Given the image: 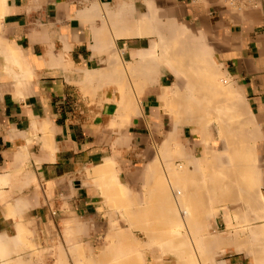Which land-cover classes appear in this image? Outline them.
Returning <instances> with one entry per match:
<instances>
[{"label": "crops", "instance_id": "1", "mask_svg": "<svg viewBox=\"0 0 264 264\" xmlns=\"http://www.w3.org/2000/svg\"><path fill=\"white\" fill-rule=\"evenodd\" d=\"M159 35L183 39L187 50L213 60L206 69L211 107L224 100L220 71L240 92L251 126L243 127L242 148L256 149L257 163L231 166L234 175L221 180L236 179L231 198L251 199L243 216L263 220L242 234L219 218L206 238L222 236L229 244H210L214 264H264L253 253L260 241L254 244L250 234L264 231V0H0V264H79V246L88 262L103 252L98 240L110 230V213L91 177L94 168L112 162L119 180L137 192L171 125L163 98L176 84L186 87L179 66L158 68V84L136 96L140 114L122 124L114 117L118 104L138 80L112 77L110 65L118 55L134 62L119 71L140 73L142 85L155 65H145V57ZM210 110L206 118L216 119ZM256 127L257 138L249 139ZM248 176L258 185L252 191L242 187Z\"/></svg>", "mask_w": 264, "mask_h": 264}, {"label": "bare ground", "instance_id": "2", "mask_svg": "<svg viewBox=\"0 0 264 264\" xmlns=\"http://www.w3.org/2000/svg\"><path fill=\"white\" fill-rule=\"evenodd\" d=\"M149 28L151 29V27H149ZM159 36H160V39H159L158 44L155 47L153 53L151 55L145 57V63H144L145 65H147V66H149V65L152 66L153 64H155V65L152 67L153 70L145 71L143 73V77H141L142 85H141V83L138 84L140 82V73L135 72V71H128L127 73L119 71V69H121L122 65H125V64L127 65L128 69H131L132 68L131 66L134 64V62L133 63H124V62H122V57H120L119 55L113 59L114 61L110 65V70L112 71L111 72L112 77H114V75L117 74V75L125 78V76L128 75V77L130 79L132 78L133 80H138V83L135 81H132V84H133L132 87L133 88L136 85H138L136 88H134L135 91H133L134 93L132 92L133 95L131 94V92H127L128 94L125 92L127 95H125V94L122 95L121 101L118 104L119 109L116 111L117 113H116V116H114V117L115 118H121V117L131 118L133 115L140 114V112H141L140 105L141 104H140L139 100L136 98V96L139 93H141V91L143 90V87L145 85L155 84V83L158 84V77L161 74V72L157 71L158 68L167 67V65H175V66H179L181 69H183V71H180L179 73H177V75L179 77L181 75H183V77L186 79L185 81H187V83H185L186 87L183 89L179 86V84H176L175 86H173L172 88H170L168 90V94L163 98L164 100L162 102L163 108L165 109V111H168L171 114L172 120H171V125L169 128V132L167 134L166 141L159 148V153H160V159L159 160L162 163L168 164L171 162L172 158L175 155L179 156L180 162L178 164L174 165L172 168V175L174 178V184H172L171 182L168 181L167 187L164 184L156 185V176H157L156 174L159 171L160 163L157 161L155 163H153L152 164L153 165L152 171L146 173L144 203L140 204L141 208L139 210V213L135 212V211H138L136 209L134 212H132L130 214H132L133 216L136 214H139V217L137 218L138 220L136 219V221L141 226H144V227H141V229L144 228V229L149 230L148 231L149 233L147 235L149 237L148 239L161 240L163 242V244L165 241L166 246L163 245L164 246L163 248L170 246L169 247L170 250L172 248L171 251L174 250L173 252H176L175 253V255H177V259L175 261V262H177L176 264H188V258H191V263L194 264V257L192 259L193 254L192 255L189 254L190 257L186 256L188 253H185L186 255H184V252H186V250L189 249V247H190L189 244L179 240V241H177L178 242V245H177V242L172 237V234L174 231H172V230H169V232L166 231V230L170 229V226L172 227V224L171 225L169 224L170 222H173L174 224H176L175 221L178 219V218H176V215H179L180 217H182V214L184 213V212H182L183 210L177 211V209H176L177 213H175V210H174L175 205H177L175 208H178V207H181L182 204L183 205L185 204L187 206V208H189V210H190V216H191L190 217V221H191L190 224H192L193 230L190 227L191 225L189 226V228L193 232L196 233V237H197V239L195 238L197 243L195 241L196 245H194V246H196V249H195L196 253L195 254H197V253L202 254L207 249V247L209 249V247L211 246L210 244L216 243V244L222 245V244L228 243V242H224L225 239L222 236H215V238H209L211 240V242H209V240L206 241V238L204 240V238L201 237L202 236L201 233L207 231L206 230V226H207L206 223L208 221V215H211V214L203 215V213L206 211H202L203 210L202 204L205 203L204 200L207 198V195H206L207 193H212V194L216 195L217 192L218 193L222 192L223 195H221L219 193V195H221V196H219V195H217V196H219L220 198L213 195L212 196V198H214L213 201H216L215 199L217 198V200H226L225 202H232V204H233L234 199L231 198V194H230L231 193L230 191H233V190L231 189L230 184L232 186V184L234 183V181H236V179H234V180L231 179L233 183L229 184V182H227V181H229V178L233 174L232 170H231L233 167L231 169H229V167H231V166L236 167V165L238 166L242 162H247L248 160H252L256 156V149H254V150L251 149V150L247 151L246 150L247 148L246 149H244L245 147L242 148V145L246 144L248 141V138L242 134L243 133V127H244L243 125L248 118L247 117L248 113H246L245 109H243L242 106L240 105V99L239 98H235L233 95H230L228 99L223 100V103L221 105H218L217 107H211V100L209 98H207L206 91H205L206 88L204 86H202V84L204 83V80L202 77L203 76H209L210 71H208V70L212 69V67L214 66L213 60L211 58L205 56L204 52H202L198 49L187 50L185 48V41L183 39L168 40L166 37H164V35H159ZM111 46L114 47V41L111 42ZM156 50H158V51H156ZM206 69H208V70H206ZM115 78L118 79L119 77H115ZM126 78H127V76H126ZM116 80H114V78L112 79V81H116ZM123 81L125 83H127L124 79H123ZM124 82H122V84ZM133 82H135L136 84H134ZM126 85L128 86V84H126ZM139 85H141V86H139ZM120 88H121V86H120ZM133 88H132V90H133ZM122 89L125 90L124 87ZM125 91H127V88ZM182 91H186V97H184L183 100L175 99L177 95L182 93ZM119 92H120V94L124 93L123 91L121 93V89H119ZM208 109L209 110L211 109L212 111L216 110L214 112L213 117L217 119L216 123L215 122L214 123L217 125L219 133L221 135V141H222L221 151L224 152L223 154H220V152H217V146L215 143H213V145H210L208 143V141H206L209 139V137H208L209 127H208L207 119H210V118H206V115H202V113H203V111H209ZM236 113H237V115H236ZM238 116L242 117V118L238 119L237 118ZM185 127L190 128L191 131H192V129H194V131L191 132L192 136L194 138V141H199L200 144L201 143L203 144V146H204L203 150L204 151H203V155L201 158H198V157H196V155H194V151L192 150L190 143L183 144L179 141V135L183 132ZM257 130H258L257 127H256V129L252 130V132H251L252 135L249 137V139H256L257 138V133H258ZM202 139H205V141L202 142ZM208 155H210V156H208ZM205 161L207 162V166H206L207 168H208V164L210 163V161L215 162L214 164L217 167V170H218L217 172L220 174V172H219V170H220L223 173L224 177L225 176L228 177V178L225 177L226 178L225 180H227V179L228 180L226 182L222 181L221 178L223 175L222 176L220 175L221 178H219L220 176L218 177L217 174H215V173L210 174V172L206 173V174H208V173L210 174L207 176L205 174L206 171H204V169H203L204 167L199 168V169H203V171L190 169L191 165H197L198 164V166L199 165L202 166L201 163L204 164ZM216 163H221V165L223 163L222 166H223V168H226V169H223V168L219 169L221 167L219 166V168H218ZM209 167H210V165H209ZM210 168H208V169H210ZM113 169H114L113 163L109 162V161H105L103 163V165H100L99 167L94 168V170L91 174V177H94L95 180H99V182L102 181L104 183V185H106V187L104 186L105 188H102V191L104 189H108V191H111V192L117 191V190H120L122 192L126 191V189H128L127 185L122 183L119 180L118 175L115 174L116 172L114 173L115 169L114 170ZM210 170H208V171H210ZM197 173L200 174L199 177L196 176ZM108 176L109 177L111 176L113 181L110 179L111 181H108V183H107L105 180ZM206 179H207V181H206ZM209 180H211L209 186H208V184L206 186L205 185L206 183L204 184L205 186L202 184L205 181L208 182ZM100 184L102 185V183H100ZM168 189L171 190V192H172V196H173L172 198H174V200H175L174 204L169 203V201H173V200H169L171 197L168 194ZM224 192L226 193V195ZM238 195H237V197H238ZM237 197H235V198H237ZM239 197L242 200V197L241 196H239ZM239 197H238V199H239ZM257 198H258V196H257ZM258 199L256 200L257 202L260 201ZM236 200H234V201H236ZM213 201H211V202L213 203ZM251 201H252L251 199L246 200V201H242L241 204L247 206V205L252 204ZM260 202H262V201H260ZM260 202L257 203L259 206H260ZM117 204L119 205V203H117ZM137 204H139V203H137ZM171 204H173L172 205V206H174L173 208H171L172 207ZM239 204H240V202L237 205H239ZM142 205H145V206L142 207ZM253 205H256V202ZM253 205H251V206L253 207ZM258 205H256L257 208H254L255 210L258 209V207H259ZM256 206H254V207H256ZM209 207H210V204H209ZM204 209H205V207H204ZM212 209H213V207L211 208V210ZM128 210H130V209H128ZM207 211H208V209H207ZM209 211H210V208H209ZM174 214H175V219H174V217H171V216H174ZM184 215H186V213ZM187 215H189V214H187ZM187 215L184 216L185 219H186V217H188ZM260 217L262 218V216H260ZM183 220L184 219H182V221ZM246 220L248 221L247 217H246ZM178 223H179V220H177V224ZM181 224H179V225L181 226ZM187 224H189V221ZM167 225H170L169 228H167ZM184 226H186V225H184ZM229 226H231V225H229ZM154 231H158V232L155 233ZM159 231H161V232H159ZM252 232H251V236H253V238L255 239V241L253 240L255 242L254 244H256V243L258 244L257 241H260L257 248L253 247V246H256L257 244L251 245V247L255 248L254 252L253 251L252 252L255 254H258L259 258H261V262H264V231L262 232V230H261L259 232L258 230L257 231L255 230V232H253V233ZM122 236H125L128 239H132V237H130L131 233L127 232V231L126 232L121 231V232H118L117 234L115 232H114V234L111 233L108 236L109 241H108V243H106L107 246L105 247L104 251L99 256L100 258H98V260L105 261L108 258V260L109 259H112V260L117 259L119 262H116V263H118V264H145L144 252L142 251L144 248L141 249L142 245L137 241V243H139V246H137V247L134 246V248L132 250L135 253V257L133 259L132 256H134V255H131L130 256L131 259H130V257H128V253H126L124 250V247L122 244V239H121ZM203 236H205V235H203ZM229 239H230V236H229ZM157 240L156 241L154 240V243L159 242ZM176 240H177V238H176ZM161 241H160V245L162 244ZM173 241H175L174 246H173ZM226 241H229V240H226ZM134 242H135V240H134ZM247 242H249V241L247 240ZM227 245H229V244H227ZM243 245H245V243ZM248 246H250V245H248ZM80 247L81 246H79L78 250H80ZM245 247H246V245H245ZM149 248H150V246H149ZM169 248H167L168 251H169ZM76 250H77V248H76ZM78 250H77L78 253L77 252L76 253L83 256L84 254H82ZM81 250H82V248H81ZM189 250H188V252L190 253ZM251 250H252V248H251ZM166 251H165V253H166ZM130 252H131V250H130ZM149 252H150V250H149ZM110 255L112 256V258ZM259 258H258V261L260 260ZM119 259H122L121 263H120ZM255 259H256V257H255ZM90 260H92V259H90ZM98 260H96V261H98ZM91 263H92V261H91ZM92 264H94V263H92ZM99 264H100V262H99Z\"/></svg>", "mask_w": 264, "mask_h": 264}, {"label": "rangeland", "instance_id": "3", "mask_svg": "<svg viewBox=\"0 0 264 264\" xmlns=\"http://www.w3.org/2000/svg\"><path fill=\"white\" fill-rule=\"evenodd\" d=\"M180 34H182V33H177V35H180ZM189 40H191L194 43L200 45L198 43V41L194 40L193 38H191ZM157 41L158 40L152 42V44L150 46V48L152 49V51L154 50V45H155V43ZM200 46H202V45H200ZM156 51H158V50H156ZM219 73L220 74L216 77V80L219 83L218 84V88L222 92V94H223L222 96L224 97V100L228 99L230 95H233L235 98H239L238 95L240 94V92L234 86V84L232 83V81L226 76V74L224 72L220 71ZM180 78L182 79V81H183V83L185 85V83H187V81H185L186 79L183 77V75H181ZM202 78L204 80V83L202 84V86H204L206 88L205 89L206 95H209L211 89L208 86L209 84L206 83V81L209 80V76H203ZM184 97H186V91H182V93L180 94V96H179L178 99L183 100ZM161 101H162V97H161ZM205 112L206 111H203L202 115H205ZM116 119L119 120L122 124L129 123L130 122V119H128L127 117H121V118H116ZM238 119H241V118H238ZM207 121H208V127L209 128H211V127L212 128L217 127V125L215 124L216 121H217V119H207ZM243 126H244V128H246L248 126H249L248 128H251V126L249 125V119L247 120V122ZM185 129H186V134L187 135H186V137H184L183 136V132H182L181 133L182 136H179V141L181 143H183V144H188L189 143V139L188 138H190L191 139V145L190 146H191V148H192L193 151L195 150L194 151V155H196V157H198V158H201L202 155H203V151H204L203 150V148H204L203 144L202 143L200 144L199 141H196L197 147L195 148L192 145L193 142H194V138L192 136H190V135H192L191 132L194 131V129H192V131L188 127H185ZM209 133L211 134V137H210V134ZM208 134H209L208 135L209 139L206 140V141H208V143L210 145H213V143H215L216 146H217V152H220V154H223L224 152L221 151V148H222L221 135H218L217 136V132L214 129H211V131L208 130ZM204 141H205V139H202V142H204ZM159 148H160V146H159ZM159 148H158V158L155 159V161H157V162L160 163L159 171L156 174L157 175L156 176V185L164 184L167 187L168 181L171 182L172 184H174V178H173V175H172V168H173L174 165L178 164L180 162V160H179V156L175 155L172 158L171 162L168 163V164L160 162V160H159L160 159ZM208 156H210V155H208ZM205 163L204 164L201 163L202 166L199 165L200 167L198 166V164L197 165H191L192 166L191 169L192 170H201V171H203V169H204V171H206L205 174L207 172H210V174L211 173L212 174L215 173V174H217L218 177L220 175L221 176L223 175V173L220 170H219L220 174L217 172L218 170H217V167L214 164L215 162L210 161V163L208 164V168L211 167L210 168L211 170L206 167L207 166V162L206 161H205ZM256 163H257V157L256 158H253V160H252V164H256ZM216 164L217 165H221V163H216ZM209 165H210V167H209ZM222 165H223V163H222ZM201 167L202 168L204 167V168L203 169H199ZM219 169H222V168H219ZM223 169H226V168H223ZM229 169H231V167H229ZM208 170H210V171H208ZM231 170L234 171L235 168H232ZM114 173L118 175V171L115 170ZM197 174H196V176L199 177L200 174L199 173H197ZM210 174L208 173L206 175L208 176ZM246 175H248V173ZM221 176L219 178H221ZM225 177H224V175L222 176V178L224 180L226 179ZM110 179L113 181V179L111 178V176L110 177L108 176L105 181L108 183V181H111ZM207 179H206V181H207ZM145 180H146V175H145V179H144V182H143L142 186L138 189L137 192H134L128 186H127L128 189H126V191H124V192H122L120 190L112 191L111 192V191H108V189H104L102 191V188H105L106 185H104V183L102 181H100V182H99V180L96 181L97 188L99 189V191H100V193H101V195L103 197V200L101 201V203L104 205L105 209L110 213V230L108 232H106V233H103V235H101V238L98 240V243L100 244V247L107 246L106 243H108V241H109L108 240V236L111 233L114 234V232H115L117 234L118 232H121V231H125V232L127 231V232H130L131 233V236L130 237H132L133 240L132 239H128L125 236H122L121 239H122V244H123L124 250H125L126 253H128V257H130L131 255H134V256H132V258L134 259L135 253L132 250H133L134 246L137 247V246H139V243H140L142 245L141 249L144 248L142 251L144 252L145 264H149L148 263V260L151 257L160 260L159 263L167 264L166 261H171L173 259L174 260L177 259V255H175L176 252H173L174 250L171 251L172 248L170 250V248H169L170 246L163 248L164 247L163 245H165V241H164V244H163V242L161 240L148 239L149 237L147 235L149 233L148 232L149 230L144 229V228L141 229V227H144V226H141L136 221V219L139 217V214H136L134 216L132 214H130V213L134 212L136 209L138 211H135V212L139 213V210L141 208V205L140 204H143L144 203V200H145L144 199L145 198L144 197L145 196V185H144L145 184ZM206 181L204 183H202V184L204 185L206 183L205 185L207 186V184H208V186H209L211 180L208 181L209 183L206 182ZM97 182L99 184L102 183V185L100 184L101 185L100 186ZM246 186L251 187V191H252L253 188L254 187H257L258 185L257 184H252L250 182V177L248 176L246 178V180L242 183V187H246ZM168 194L171 197L169 200H173L174 201V202L173 201H169V203H173L174 204L175 203V200H174V198H172L173 197L172 196V192L169 189H168ZM206 195H207V198L204 200L205 203L202 204V206H203V208H202L203 210L202 211H206V212L203 213V215H205V214H207V215L208 214H211V215H208V221L206 223L207 224V226H206V230L207 231L201 233V235H202L201 237H203L204 240H205L206 237H209V234H208L209 227H211V225L214 224V222L216 220H218L219 218H223L225 220L226 224L228 222V226H227L228 227V230L238 229L239 230V233H242V234H246V232H247V226L248 225L251 226L253 223L258 222L260 220H263V218H256V216H251L252 217V220L249 221V222L246 220V216L245 215L243 216V213L246 211L248 205L246 206V205L241 204L242 201H246V199H242V200L240 199L238 201L236 200L237 202L233 200V204H232V202H225L226 200H217V198L215 199L216 201H213L214 198H212V196L215 195V194L207 193ZM217 195H219V193L216 194L215 196H217ZM211 201H213V203ZM239 202H240V204L237 205ZM117 203H119V205ZM137 203H139V204H137ZM173 204H171V206ZM209 204H210V207H209ZM143 206H145V205H142V207ZM176 206L177 205H175V207ZM182 206L181 207H178V208H175L174 206L171 207V208L174 207L175 213H177L176 212V209H177V211L178 210L179 211L180 210H183L182 212H184V213L182 214V217H180L179 215H176V218H178L177 220H179V223L177 224V220L175 221L176 224H174L173 222H170L169 224L170 225L172 224V227L170 225H167V228H169V226H170V229H168L166 231H168V232H169V230L174 231L173 234H172V237H173V239L176 242L179 241V240H181V241L189 244V246H190L189 249L190 250L187 249L186 252H184V255H186L185 253H188L186 256H189L190 257V255L193 254L192 259L194 257V264H214V262H213V260H214V250L211 247H209V249L207 247V249L202 254H198V253H197L198 255L195 254L196 253L195 252L196 246H194V245H196V243H197V241L195 240V238L197 239V237H196V233L192 231L193 230L192 229V227H193L192 224H190L191 223V221H190V217H191L190 216V210H189V208H187V206L185 204L184 205L182 204ZM204 207H205V209H204ZM212 207H213V209H212L213 211L211 210ZM209 208H210V211H209ZM128 209H130V210H128ZM207 209H208V211H207ZM185 213H186V215L189 214V215H187L188 217H186V219L184 217V216H186V215H184ZM171 217H174V219H175V214H174V216H171ZM181 218L184 219V220L182 221ZM188 221H189V224H187ZM179 224H181V226ZM184 225H186V226H184ZM229 225H231V226H229ZM189 226L191 227L192 230L189 228ZM154 232L156 233L158 231H154ZM159 232H161V231H159ZM203 235H205V236H203ZM176 238H177V240H176ZM134 240H135L136 243L134 242ZM154 240L155 241L157 240L159 242L154 243ZM207 240L208 239L206 238V241ZM137 241L139 243H137ZM160 241L162 243L161 245H160ZM175 241H173V246L175 244ZM195 241H196V243H195ZM177 245H178V242H177ZM149 246H150V248H149ZM167 248H169V251H168ZM130 250H131V252H130ZM149 250H150V252H149ZM188 250L190 251V253L188 252ZM165 251H166V253H165ZM101 253H100V255H101ZM98 258H100V257H95L94 262H93V260H90L88 262L86 260V258L84 257V255L83 256L80 255V262H79V264H92V263L99 264V262H100V264H118L116 262H119L117 259L116 260L115 259H113V260L112 259H109L108 260V258H107L105 261H100V260H98ZM111 258H112V256H111ZM130 259H131V257H130ZM96 260H98V261H96ZM119 260H120V263H121L122 259H119ZM91 261H92V263H91ZM170 264H174V263H170ZM188 264H192L191 263V258H188Z\"/></svg>", "mask_w": 264, "mask_h": 264}]
</instances>
